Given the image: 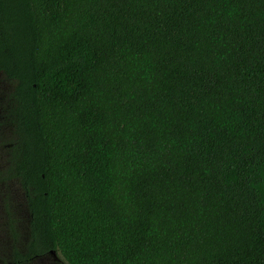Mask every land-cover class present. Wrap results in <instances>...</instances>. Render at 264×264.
Returning <instances> with one entry per match:
<instances>
[{"label": "trees", "instance_id": "1", "mask_svg": "<svg viewBox=\"0 0 264 264\" xmlns=\"http://www.w3.org/2000/svg\"><path fill=\"white\" fill-rule=\"evenodd\" d=\"M0 72L14 264H264V0H0Z\"/></svg>", "mask_w": 264, "mask_h": 264}, {"label": "rangeland", "instance_id": "2", "mask_svg": "<svg viewBox=\"0 0 264 264\" xmlns=\"http://www.w3.org/2000/svg\"><path fill=\"white\" fill-rule=\"evenodd\" d=\"M14 84L0 72V264H14L12 251L24 252L28 240L29 213L24 193L17 180L1 179L8 167L9 148L15 138L13 125L8 116ZM13 221V231L10 227ZM29 264H66L55 253L36 258Z\"/></svg>", "mask_w": 264, "mask_h": 264}]
</instances>
